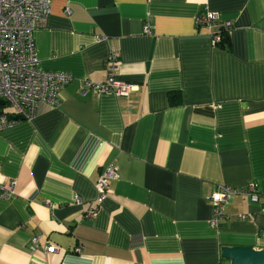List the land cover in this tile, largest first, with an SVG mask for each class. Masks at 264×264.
Returning a JSON list of instances; mask_svg holds the SVG:
<instances>
[{
  "label": "crops",
  "instance_id": "crops-1",
  "mask_svg": "<svg viewBox=\"0 0 264 264\" xmlns=\"http://www.w3.org/2000/svg\"><path fill=\"white\" fill-rule=\"evenodd\" d=\"M206 12L232 22L221 45L196 23ZM33 40L43 70L72 78L59 105L0 131V183L15 182L0 264H229L222 247L264 249V0H51ZM112 52L136 91L79 95ZM249 183L258 203L236 197L211 225L215 186Z\"/></svg>",
  "mask_w": 264,
  "mask_h": 264
},
{
  "label": "built area",
  "instance_id": "built-area-1",
  "mask_svg": "<svg viewBox=\"0 0 264 264\" xmlns=\"http://www.w3.org/2000/svg\"><path fill=\"white\" fill-rule=\"evenodd\" d=\"M50 8L51 0H0V101H3V105H0V131L19 122L14 117L31 119L35 115L38 103L59 105L60 92L71 81L72 77L67 73L46 71L40 67L33 32L45 24ZM66 13L69 14L70 10L67 9ZM196 23L212 29L211 39L214 46L221 41L223 33L228 34L232 29L231 21H220L219 15L212 12L198 15ZM144 33H149L146 27ZM117 58V53H110L105 64L104 80L82 79L78 88L79 95L94 93L128 97L136 91L135 85L116 79L119 69ZM116 178L117 173L112 165L102 169L94 185L97 204L102 203L107 197L108 180ZM14 189L13 181L7 185L0 183V198L13 197ZM236 197H243L250 203H258L260 193L254 183L243 187L215 186L209 198L213 209L211 225L217 226L218 221L227 218L224 211ZM72 202L79 205L81 200L76 196ZM95 214L96 211H90L86 218ZM239 218L245 220L247 215L241 214ZM37 246L38 239L33 237L29 250H34ZM55 250L53 245L45 247L47 253H53ZM74 251L79 253L80 249L76 248Z\"/></svg>",
  "mask_w": 264,
  "mask_h": 264
},
{
  "label": "water",
  "instance_id": "water-1",
  "mask_svg": "<svg viewBox=\"0 0 264 264\" xmlns=\"http://www.w3.org/2000/svg\"><path fill=\"white\" fill-rule=\"evenodd\" d=\"M3 105V101H0ZM19 121L20 116L14 117ZM221 258L229 264H264V249H253L250 247H222Z\"/></svg>",
  "mask_w": 264,
  "mask_h": 264
},
{
  "label": "trees",
  "instance_id": "trees-1",
  "mask_svg": "<svg viewBox=\"0 0 264 264\" xmlns=\"http://www.w3.org/2000/svg\"><path fill=\"white\" fill-rule=\"evenodd\" d=\"M226 39H227V37H226V35L223 33L222 34V39H221V41L217 44V45H221L224 41H226ZM176 97H178V94L177 93H169L168 94V99H169V104L170 105H174V104H177V99H176Z\"/></svg>",
  "mask_w": 264,
  "mask_h": 264
}]
</instances>
